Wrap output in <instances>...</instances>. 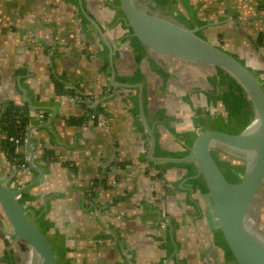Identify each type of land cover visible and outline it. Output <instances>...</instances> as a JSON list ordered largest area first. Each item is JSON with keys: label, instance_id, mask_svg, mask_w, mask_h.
<instances>
[{"label": "crops", "instance_id": "obj_1", "mask_svg": "<svg viewBox=\"0 0 264 264\" xmlns=\"http://www.w3.org/2000/svg\"><path fill=\"white\" fill-rule=\"evenodd\" d=\"M152 1L178 19L170 20L221 45L264 95V0ZM85 3L90 26L71 10L56 11L55 1L47 9L40 0H0V116L10 103L28 119L26 142L15 150L25 168H13L0 129V183L21 191L20 206L47 232L60 264H205L203 252L220 264L210 194L196 165L182 160L199 133L213 131L208 115L230 128L243 122L230 133L237 135L254 117L251 102L230 77L215 82L199 64L141 44L119 2ZM109 84L114 89L105 96ZM67 86L102 95L107 124L98 126ZM10 242L0 236L7 261ZM220 255L234 264L223 246Z\"/></svg>", "mask_w": 264, "mask_h": 264}, {"label": "water", "instance_id": "obj_2", "mask_svg": "<svg viewBox=\"0 0 264 264\" xmlns=\"http://www.w3.org/2000/svg\"><path fill=\"white\" fill-rule=\"evenodd\" d=\"M118 2L129 27L142 43L161 53L221 69L251 102L254 117L245 130L237 135L203 131L182 161L193 162L203 178L236 262L264 264V234L250 218L251 200L264 182V95L260 84L236 59L194 31L148 11L138 0ZM215 152L245 161L241 182L230 184L225 179L213 156ZM20 193L0 183V208L10 225V234L29 246L34 253V264H56L49 243L20 206Z\"/></svg>", "mask_w": 264, "mask_h": 264}, {"label": "rangeland", "instance_id": "obj_3", "mask_svg": "<svg viewBox=\"0 0 264 264\" xmlns=\"http://www.w3.org/2000/svg\"><path fill=\"white\" fill-rule=\"evenodd\" d=\"M40 1H41V3L46 4V6H44V7H47V9H49V6L47 4H50L53 1H55L56 3H59L60 4V5L59 4L58 5L61 8V9H57L56 11L60 12V10H63V11L71 10V12H68V13L71 14L74 19H79V23L82 26H90L91 23H92L90 17L88 16V8L86 6L85 0H82V1L81 0H40ZM114 1L116 3H118V0H114ZM138 1H140V3L148 11H150L152 13L157 12L156 14L159 13L158 15L161 16V17H164V18H167V19H172L173 18V19L178 20L177 18H175V17H173L171 15H169V17H168L167 12L162 11L159 8H157L152 0H138ZM77 11H79L80 13L77 14ZM51 12H52V10L48 11L49 14ZM179 21H181V20H179ZM136 38L139 40L138 37H136ZM139 42L142 44V42L140 40H139ZM217 46H218V48L224 50V48L221 45L218 44ZM224 51L227 52L226 50H224ZM156 55L157 54L154 53V56H156ZM110 59L111 58L109 56V63L107 65L106 72H108V71L111 72V76H112V69H111L112 68L111 67L112 66L111 65L112 63L110 62ZM113 59L115 61V54L113 55ZM197 64H199L200 69L202 71H205L206 70L207 73H208V77L210 79H214L215 82H218V79L219 78L220 79H224V78H227V77L229 78L230 77L225 72H223L221 69H219L217 67H213L211 65H207V64H203V63H197ZM112 87L113 86L110 85V84H109V86H107V91H106L105 96H107V95H109V94L112 93L111 91L114 89V88L112 89ZM216 91H217V89L215 91L214 90H211V92H213L212 95H216V93H215ZM228 92H229V90H228ZM90 97H92V98H94L96 100H101L103 98L102 95L101 96L93 95V96H90ZM244 97H245V99L247 98L246 95H244ZM244 97H243V100H244ZM241 98H242V95H241ZM217 99L220 101V103H221V109L223 108L224 113L225 112H229V107H227V101L224 100V99H222V96L221 95L217 96ZM101 105H103V107H104V104L101 103ZM99 110H100V107L97 106L96 107V111H99ZM104 118H105V121H106V124H107V117L105 115H104ZM205 121H206L207 128H210L214 132H217V133H224V134H229V135H231L230 133L235 134L240 129H242V126H243V122L242 123L233 122L234 126L230 128V127H228L224 123V121L222 120V116H216L215 118H212V117H210L208 115V118H206ZM201 126L202 127H205L204 126V123L201 124ZM204 129H206V127ZM214 156H215L216 160L218 161V162L216 161V163H217L219 169L221 170V172L224 175L225 179L230 184H237V183H239V182L242 181V179L244 177L243 174H244V169H245V161L244 160L232 158L230 161H228L229 160V156L227 154H223L221 152H215L214 153ZM145 158L146 157H144L143 160H145ZM223 160H227V161L225 162ZM154 175H155V172H154ZM166 182L171 187H179V186H177L175 184L173 185L170 178L167 179ZM161 186L164 187L165 186V183H162ZM6 187H7V189H9V190L12 191V188H11L12 187V183L11 184H7ZM208 193H209V190H208ZM210 198H211V196H210ZM211 202H212V200H211ZM212 205H213V203H212ZM250 210H251L250 211L251 212L250 213V218L252 217L251 219L254 220V221H256L257 227L264 234V182L256 190L255 197H254L253 200H251ZM215 214H216V212H215ZM215 225H217V231H219V233H217L218 238L216 239V242H214V248L216 249V252L218 254V257L221 260L220 264H225V257H223L224 255H220V251H221V247L222 246H223V248H225V251L229 252L230 257H231V260H233V263L234 264H238L236 262L234 256H233V254L230 251V248H229V246H228V244H227V242H226V240L224 238V235L222 233V230L220 228L219 223H215ZM207 228L210 229L211 226L209 225V227H208V225H207ZM39 230H40L42 236L49 242L50 241L49 240L50 237L47 234V232H45L41 227H39ZM10 232H11L10 225L7 222L5 216H4V214H3V212H2V210L0 208V236L1 237H4V236L7 235L12 240V242L9 243L10 246H8V247H6L5 244L1 243L2 246L5 245V248L4 249L11 247L10 249H11V252L12 253L9 254V255H11L9 261H7L6 257L0 258V264H4V263L5 264H12V263H14V264H34L35 257H34V253L32 252V250L22 240L17 239L14 236H12L10 234ZM8 233H9V235H8ZM212 233H213V230L211 231V234ZM174 234L176 235V230H175V233ZM54 247L55 246L52 245V248L53 249H54ZM53 249H52V251H54ZM53 254H54V259H55L56 264H60V261L57 258L56 254H55V251L53 252ZM71 259L72 258H65L64 259V263L65 264H70V263L72 264V260L73 259L72 260ZM202 259L203 260L206 259L205 264H212L211 263L212 261H213V264H217L216 261L213 260L212 255H208V257H206V255H205L204 252H203V258ZM3 260H5V261H3ZM122 260H123V262H124V260H127V256H126L125 253H122V257L120 258V261H122ZM88 264H91V258H89V263Z\"/></svg>", "mask_w": 264, "mask_h": 264}, {"label": "trees", "instance_id": "obj_4", "mask_svg": "<svg viewBox=\"0 0 264 264\" xmlns=\"http://www.w3.org/2000/svg\"><path fill=\"white\" fill-rule=\"evenodd\" d=\"M20 115L19 123L14 121V116ZM27 114L19 107H15L14 105L8 103L4 109L2 110L0 116V129L4 133L5 137L1 142L2 150L6 151L8 154V159L14 164H23V158L20 155L15 153V148L13 147L12 143L8 141L9 136L19 137L25 133V128L27 126ZM214 156V155H213ZM215 158V156H214ZM232 158L229 157L230 161ZM223 160V161H227ZM215 161L216 158H215ZM218 162V161H217Z\"/></svg>", "mask_w": 264, "mask_h": 264}, {"label": "built area", "instance_id": "obj_5", "mask_svg": "<svg viewBox=\"0 0 264 264\" xmlns=\"http://www.w3.org/2000/svg\"><path fill=\"white\" fill-rule=\"evenodd\" d=\"M71 90L73 93V99L78 102L79 104H83L86 107V111L90 112V115L92 116H96V123L98 126H105L106 125V121L105 118L103 116V114L100 111H96V107L99 106V100H96L90 96H85L84 94H82L81 92H79L78 90H76V88L71 87L70 86L65 88V91L68 93V91ZM89 115V113H87ZM20 116L19 114L14 116V121L16 123H19L20 121ZM27 130V127L25 128V131ZM3 133V132H2ZM4 134V133H3ZM26 132L23 133V135L21 136H9L8 137V141L10 143H12L13 147L15 148V150H17L24 142H26V139L24 138ZM5 137V135H4ZM59 161L64 162L66 159V156L60 157L58 158ZM12 166L14 169H22L25 168L24 164H13Z\"/></svg>", "mask_w": 264, "mask_h": 264}]
</instances>
